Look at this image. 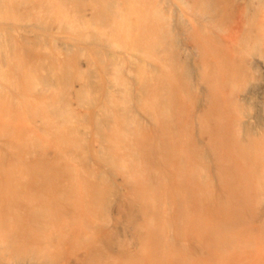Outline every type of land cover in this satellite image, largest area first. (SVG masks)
Segmentation results:
<instances>
[{"label":"bare ground","instance_id":"1","mask_svg":"<svg viewBox=\"0 0 264 264\" xmlns=\"http://www.w3.org/2000/svg\"><path fill=\"white\" fill-rule=\"evenodd\" d=\"M0 39V264L264 249V0H0Z\"/></svg>","mask_w":264,"mask_h":264},{"label":"rangeland","instance_id":"2","mask_svg":"<svg viewBox=\"0 0 264 264\" xmlns=\"http://www.w3.org/2000/svg\"><path fill=\"white\" fill-rule=\"evenodd\" d=\"M2 39H0V44L1 47L6 48V50H8V44L7 42H3ZM5 43V44H4ZM19 116V115H18ZM15 123V124H14ZM20 124V125H18ZM13 125L15 126V128H20V127H27L28 123L24 120L23 118V114H21V116L19 117H15L13 118ZM32 125H29V127H31ZM33 127V126H32ZM17 131V130H16ZM87 131V137H86V145H89L90 142L94 141L92 139V132L91 130H86ZM38 134V135H37ZM33 137L37 136H43V134L40 133H36V134H32ZM35 140V139H33ZM48 153V152H47ZM92 165L94 167H96V163L92 162ZM117 184H118V180H116ZM125 189H123L121 186H118L116 188V192H113V195H111V197L109 198L107 203V211H106V219H107V226L111 227V229L113 230L114 228V218L117 217L116 215V210L118 207V196L121 193H124ZM127 226L129 225H125V228H128ZM113 227V228H112ZM130 228V226H129ZM130 230V229H129ZM121 231V230H120ZM128 234L124 231H121V236H123L124 238H120L118 237V240L120 242H130L129 241V237L127 236ZM117 237V234H116ZM244 252V251H243ZM247 253H239L237 256H235L234 260H230L227 264H264V249H259L257 246L254 248V250H246ZM77 253L79 255H81V250H77ZM71 252L70 249L69 250H65L64 248H62L59 252L57 253H53L51 254L46 261L44 262V264H76L75 260L73 259V257L71 256ZM239 257V258H238Z\"/></svg>","mask_w":264,"mask_h":264}]
</instances>
